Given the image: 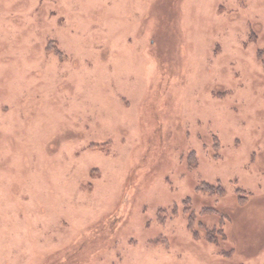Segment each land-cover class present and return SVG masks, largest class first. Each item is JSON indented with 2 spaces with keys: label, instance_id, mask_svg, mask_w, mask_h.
I'll use <instances>...</instances> for the list:
<instances>
[{
  "label": "rangeland",
  "instance_id": "374dc122",
  "mask_svg": "<svg viewBox=\"0 0 264 264\" xmlns=\"http://www.w3.org/2000/svg\"><path fill=\"white\" fill-rule=\"evenodd\" d=\"M0 264H264V0H0Z\"/></svg>",
  "mask_w": 264,
  "mask_h": 264
}]
</instances>
